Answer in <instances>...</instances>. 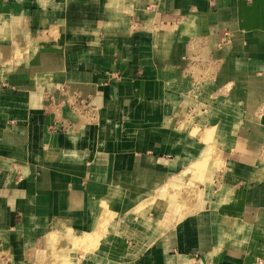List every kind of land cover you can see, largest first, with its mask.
<instances>
[{"label": "crops", "instance_id": "crops-1", "mask_svg": "<svg viewBox=\"0 0 264 264\" xmlns=\"http://www.w3.org/2000/svg\"><path fill=\"white\" fill-rule=\"evenodd\" d=\"M0 264H264V0H0Z\"/></svg>", "mask_w": 264, "mask_h": 264}, {"label": "rangeland", "instance_id": "rangeland-1", "mask_svg": "<svg viewBox=\"0 0 264 264\" xmlns=\"http://www.w3.org/2000/svg\"><path fill=\"white\" fill-rule=\"evenodd\" d=\"M114 2H115V0H111V3L112 4H114ZM212 151H213V147L211 146V145H209L208 147H207V150H205V153H204V158L203 159H201V160H198V161H196V162H193V163H191V165H190V170H192V172L193 171H196V176H195V180H196V182H201V180L202 179H200L199 180V176L201 175V174H203V173H201V171L202 170H205V168H207V166H208V162L211 160V159H213V158H210L211 157V153H212ZM213 178V177H212ZM210 180H211V178H210ZM190 194H191V196L193 197V199L195 200V199H201L202 198V194L200 193V191L199 190H197L196 188H194L193 190H191L190 191ZM212 194H213V196H215L216 197V201L218 202L219 201V198H220V191L219 190H217V191H215V192H212ZM178 197H180L181 196V194L178 192Z\"/></svg>", "mask_w": 264, "mask_h": 264}]
</instances>
